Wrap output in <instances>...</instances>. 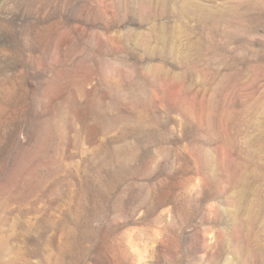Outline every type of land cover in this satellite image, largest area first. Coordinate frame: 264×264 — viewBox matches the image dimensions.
<instances>
[{"label":"rangeland","instance_id":"1","mask_svg":"<svg viewBox=\"0 0 264 264\" xmlns=\"http://www.w3.org/2000/svg\"><path fill=\"white\" fill-rule=\"evenodd\" d=\"M0 264H264V0H0Z\"/></svg>","mask_w":264,"mask_h":264}]
</instances>
